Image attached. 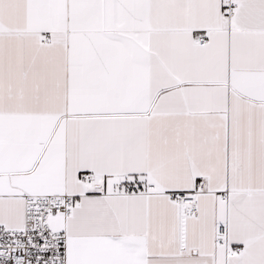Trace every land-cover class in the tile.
Masks as SVG:
<instances>
[{"label": "snow or ice", "instance_id": "obj_1", "mask_svg": "<svg viewBox=\"0 0 264 264\" xmlns=\"http://www.w3.org/2000/svg\"><path fill=\"white\" fill-rule=\"evenodd\" d=\"M0 264H264V0H0Z\"/></svg>", "mask_w": 264, "mask_h": 264}]
</instances>
